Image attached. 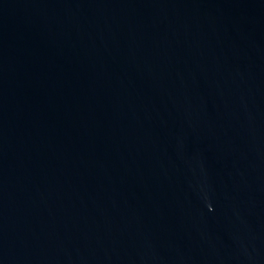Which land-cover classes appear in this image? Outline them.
<instances>
[{"label":"water","instance_id":"obj_1","mask_svg":"<svg viewBox=\"0 0 264 264\" xmlns=\"http://www.w3.org/2000/svg\"><path fill=\"white\" fill-rule=\"evenodd\" d=\"M0 264H264V0H0Z\"/></svg>","mask_w":264,"mask_h":264}]
</instances>
